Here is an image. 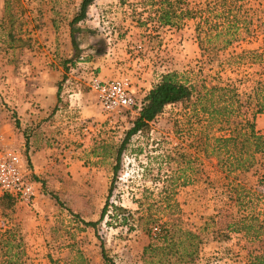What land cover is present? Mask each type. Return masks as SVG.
<instances>
[{
    "label": "rangeland",
    "instance_id": "rangeland-1",
    "mask_svg": "<svg viewBox=\"0 0 264 264\" xmlns=\"http://www.w3.org/2000/svg\"><path fill=\"white\" fill-rule=\"evenodd\" d=\"M80 2L0 0V142L21 156L43 192L37 202L0 208V232L12 228L21 239V264H107L102 245L115 264H148L143 248L162 224L202 236L192 264H248L250 252L264 258V238L252 243L232 229L220 235L225 222L264 207V153L249 169L220 166V122L200 110L209 101L198 103L196 93L134 134L114 174L137 109L106 111L86 74L63 64L80 56L109 79L127 78L140 102L166 72L209 99L220 94L211 87H235L242 102L236 118L251 121L248 97L264 83V0H181V18L170 25H160L142 0H94L77 24L74 50L69 21ZM63 76L69 80L61 81L56 116L20 124L19 107ZM32 106L42 110L38 101ZM254 124L264 134V113ZM107 198L97 230L87 226Z\"/></svg>",
    "mask_w": 264,
    "mask_h": 264
},
{
    "label": "trees",
    "instance_id": "trees-1",
    "mask_svg": "<svg viewBox=\"0 0 264 264\" xmlns=\"http://www.w3.org/2000/svg\"><path fill=\"white\" fill-rule=\"evenodd\" d=\"M94 0H81L79 11L69 21L70 42L76 50L78 48L77 36L82 32V28L77 26L78 23L85 20L88 7ZM181 0H142V3L149 5L157 14L160 25H170L181 18ZM155 7V8H154ZM180 9V10H179ZM187 13V12H186ZM78 56L75 62L65 60L64 66L70 62L76 65L80 59ZM67 68V67H66ZM65 76H63L64 78ZM220 91L216 98H208L206 94L199 93L194 84L178 80L176 72H166L161 79L155 83L141 100L140 106H135L137 112L133 119L132 126L126 131L124 138L120 141L115 157L114 174L120 166V158L127 147L130 138L139 131L146 130L151 122L164 107L169 104L184 102L196 94V100L201 103L202 100H208L209 105L201 106L200 110L209 113L210 120L220 122L219 137H216L217 145L220 148V166L232 169H249L252 166L255 155L264 153V134L258 133L255 129V116L264 113V83L257 82L248 97L247 103L252 105V119L236 118L242 102L239 98L238 91L235 87L220 86L211 87L210 92ZM60 87L57 90L59 103ZM57 106V105H56ZM196 109V108H195ZM194 109V111H196ZM237 115V116H236ZM18 125V122H16ZM115 177V176H114ZM111 188L108 192V197ZM109 198L105 202L100 217L97 221L84 222L87 226L95 228L104 219L108 212ZM15 200L9 194L3 193L0 196V208L2 211L11 210ZM114 209H117L114 206ZM120 210H123L120 208ZM117 216V214L113 215ZM233 221V222H232ZM225 222L224 230H221V237H227L232 229L238 232H244L252 243L262 242L264 238V207L261 212L244 215L238 219ZM226 229V230H225ZM202 236L192 230H181L174 224L165 225L158 229V232L151 236L150 242L143 248V257L148 264H192L199 251V244ZM21 239L17 237L12 228L0 232V250L2 257L0 264H21L20 255L23 252ZM101 254L107 264H115L109 259L103 245ZM248 264H264L262 254L250 252Z\"/></svg>",
    "mask_w": 264,
    "mask_h": 264
},
{
    "label": "built area",
    "instance_id": "built-area-1",
    "mask_svg": "<svg viewBox=\"0 0 264 264\" xmlns=\"http://www.w3.org/2000/svg\"><path fill=\"white\" fill-rule=\"evenodd\" d=\"M74 68L77 72L86 74L87 86L106 111L141 105L130 90L127 78L103 79L82 59ZM0 192L26 204L33 202L39 192L36 184L26 177L21 156L2 142H0Z\"/></svg>",
    "mask_w": 264,
    "mask_h": 264
},
{
    "label": "crops",
    "instance_id": "crops-1",
    "mask_svg": "<svg viewBox=\"0 0 264 264\" xmlns=\"http://www.w3.org/2000/svg\"><path fill=\"white\" fill-rule=\"evenodd\" d=\"M94 69L99 74V76H101L103 79H109L110 76L104 74V72L101 69H99L97 67H95ZM68 80H69V78L66 76L64 78L62 77L61 79L58 77L57 78L51 77V79L48 81V84L44 85L46 90H42L45 93V95L44 94H42V95L34 94V95H32L34 97L29 96L30 98H32L31 99L32 102L25 103L23 106L19 107L20 111L18 110V112H17L18 115L20 113L23 114V118H19V119L23 120L22 122H20V124L24 122V123H26L25 124L26 126L32 125L33 123L36 125L41 120L40 118L43 116H48L50 114L51 115L54 114L53 116H56V114H57L56 112L60 111L57 109V107H58L57 90L60 87L59 97H61V93H63L61 86H64V83H61V81L67 82ZM71 95L72 94H69V96H71ZM33 101L40 102V108H42L41 111H39L38 109H35L34 106L31 107V103H33ZM24 172H25V170H24ZM25 174H27V173L25 172ZM33 176L35 177L34 179H31L30 177H29V179L32 180L38 188V191H39L38 195L36 196V198L33 201V202H37L40 199L39 198L40 192H41V194H43V192H42V186H40V182L37 180L38 176H35V174H33ZM12 198H14V197H12ZM14 200L19 202V200L15 199V198H14Z\"/></svg>",
    "mask_w": 264,
    "mask_h": 264
}]
</instances>
